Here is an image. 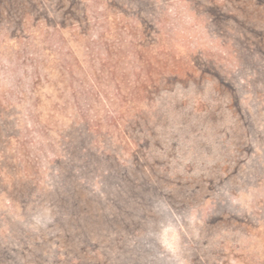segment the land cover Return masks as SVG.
Returning a JSON list of instances; mask_svg holds the SVG:
<instances>
[{
	"label": "rangeland",
	"instance_id": "obj_1",
	"mask_svg": "<svg viewBox=\"0 0 264 264\" xmlns=\"http://www.w3.org/2000/svg\"><path fill=\"white\" fill-rule=\"evenodd\" d=\"M0 264H264V0H0Z\"/></svg>",
	"mask_w": 264,
	"mask_h": 264
},
{
	"label": "trees",
	"instance_id": "obj_2",
	"mask_svg": "<svg viewBox=\"0 0 264 264\" xmlns=\"http://www.w3.org/2000/svg\"><path fill=\"white\" fill-rule=\"evenodd\" d=\"M186 44V43H185ZM175 42L171 33H167L165 28H162L153 43L135 53L126 55L128 58V71L125 75H128L127 92L125 98L131 103H139V97L144 93L146 94L151 87H157L161 76L166 78H174L179 80L186 73L191 75L192 72L188 67L192 58V48L188 45L185 51H176ZM108 60V59H107ZM110 61H115L114 70L117 71L119 68V58ZM181 62L186 68H173L174 63ZM195 73V72H193ZM195 75V74H194ZM119 95L123 92L122 83L119 82L117 86ZM88 126L91 129L100 131L102 122L100 119L91 118L87 121ZM116 125H119L116 123Z\"/></svg>",
	"mask_w": 264,
	"mask_h": 264
}]
</instances>
